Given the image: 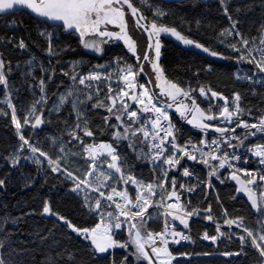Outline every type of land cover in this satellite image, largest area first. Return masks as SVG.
<instances>
[{"label":"trees","instance_id":"1","mask_svg":"<svg viewBox=\"0 0 264 264\" xmlns=\"http://www.w3.org/2000/svg\"><path fill=\"white\" fill-rule=\"evenodd\" d=\"M135 1L139 13L146 17V25L156 22L158 26L174 27L186 38L220 54L212 56L194 45L184 48L171 39L163 38L161 62L168 79L182 89L189 90L197 104L205 110L210 106L207 107L196 96V91L201 87L216 91L229 101L233 100L235 93H239V105L242 109L238 116L240 120L251 124L264 117V86L246 78L244 81L236 79L238 72L246 75L253 65L240 61V53L228 46L235 44L241 48L239 37L234 34L220 35L223 30L231 29V21L223 12L224 5L220 0H182L170 4L145 0L152 8L150 11L141 1ZM227 7L229 15L238 21L236 29L250 42L254 40L248 46L259 44L264 34L261 29V25H264V0H230ZM156 9H160L165 15H154ZM127 20L128 30L136 38L137 52L138 49L141 52L138 54L140 63L144 66V71L136 79L147 83L157 99L164 102L156 94L152 77L145 69L146 61L143 57L149 45L147 34L144 29L137 27L129 12ZM132 26L139 32H134ZM48 34H51L49 38ZM21 41L25 45L23 49L19 47ZM49 46L57 52L56 55L48 54ZM0 60L4 63L3 71L7 81V86L0 84V101L9 97L22 125L25 118L30 119L31 123L24 133L26 139L31 145L46 152L51 159L59 160L62 169L81 178L83 170L88 167L82 152L84 146L69 134L75 132L86 144L112 145L121 157L124 175H131L143 183H159L160 172L150 165L148 147L142 134L129 136V139L115 138V133L124 132V128L116 120V115L122 110L116 105L111 113L107 111V107H94L100 103L110 107L112 101L108 96L95 99L85 87L71 82L73 75L86 74L113 64L119 67L128 64L139 72L140 63L124 45L105 43L100 53H89L75 31H66L61 26H54L48 20L34 18L26 12H16L0 14ZM27 62H30L29 66ZM41 80L44 81L46 101L31 118L29 114L33 105L37 108L36 102L43 95ZM61 95L69 96L68 101L51 113L53 103ZM208 97V103H215L214 98H210V92ZM0 113H5L0 114V180L4 181L0 186V243L3 244L0 257L4 264H148L147 260L136 254L135 246L130 242L132 237L129 231L124 230L116 235L117 246L101 253L95 250L91 241L84 238L83 232H72L57 215L43 213L47 202L51 212L67 218L78 229H93L98 225L97 214L87 209L83 200L72 191L74 184L64 172H53V166L43 156L40 157L39 152L34 155L29 147L21 149V140L12 123V111L5 101L0 103ZM36 116H40L42 120V126L38 129L31 127ZM122 120L124 121L123 116ZM174 121L180 142L200 144L204 140L203 132L188 128L175 119ZM77 124L81 127L77 128ZM124 124L131 123L124 121ZM85 125L93 133L92 136L84 135L82 129ZM234 126L232 124L231 127ZM132 127L139 128L135 124ZM212 137H221V134L208 133L206 141L209 142ZM130 141L135 145L134 148L129 146ZM186 162L205 179L202 164ZM213 165L217 166L216 175L208 174L213 189L196 186L176 176L175 190L180 195L183 206L187 211H194L203 220L220 223L224 211L231 219L243 217L247 228L257 229L262 217L257 219L247 195L237 191L241 185L227 175L225 168H219L217 161ZM210 171L211 169L209 173ZM110 188L112 186L107 191ZM170 188L171 185L168 190ZM189 188L192 191H188ZM131 197L134 198V192H131ZM209 208L210 212L207 211ZM209 215L212 220L206 218ZM151 216L145 217L144 236L147 232L159 233L163 228L162 217L159 215L157 219H151ZM187 221L188 227L185 228L178 219L175 220L179 230L188 232L194 242L193 246L171 245V264H259V255L249 242L244 248L245 254L234 255L241 251L239 239L227 237L223 231H217L201 222ZM205 233L209 237H217L216 241L203 239ZM119 244H126L127 247H119Z\"/></svg>","mask_w":264,"mask_h":264},{"label":"snow or ice","instance_id":"2","mask_svg":"<svg viewBox=\"0 0 264 264\" xmlns=\"http://www.w3.org/2000/svg\"><path fill=\"white\" fill-rule=\"evenodd\" d=\"M221 4L224 5V12L225 15L228 16L229 20L231 21V29L223 30L220 35L221 36H231L235 35L240 38L239 42L244 46L243 48H238L235 44H228L229 47L233 51L241 53L238 59L240 61H245L248 63H255L256 68L259 72L264 73V35H262L260 39V44L257 45L255 48L248 47L250 43H254V40L250 42V40L245 37L239 30L236 29V25L238 21L234 20L231 15L228 13V4L230 0H220ZM124 5H127V8L131 11V14L136 19V25L138 28H143L145 32H148L149 35V49L153 48L152 38L155 36V56L158 61L160 57V41L158 39L161 33H167L171 36H174L177 40L181 41L185 45H194L196 48L202 49L204 52H207L209 55L218 56L219 53L210 50L207 47H203L200 43L194 42L191 39L186 38L181 33H179L174 27H165V26H158L156 22H152L150 29L149 27L141 23L144 21L146 17L139 13V9L134 6L132 0H0V14H8L14 13L16 9H24L30 10L31 13L35 14L37 17L42 19H46L48 21L54 22H62L64 30H75V32L80 34L81 43L85 49H89L95 51L96 53L101 52L100 43L98 41H87L85 40V36L88 35H97L99 37H108L115 40H122L126 45L128 51L132 53L133 56H136L137 62L140 63V57L137 53V44L132 39L128 32V25L125 19L126 13L124 10ZM154 15L163 17L165 13L160 9H157ZM112 25L115 28L119 29V32H113L107 30V28H103L102 26ZM262 32H264V25H261ZM43 35V33H41ZM107 42V41H103ZM223 42V41H222ZM20 48H24L25 45L21 41ZM49 55H56L57 52L49 46L48 48ZM256 53L259 54V59L256 58ZM221 58H224L221 56ZM144 61H148L152 64L153 70L157 74V80H163L164 83L167 85V90L161 89L160 95H167L172 103H167L166 105H159L156 100V95L149 91V88L145 84H138L137 83V76L140 72L144 71V66L140 63L139 72L134 71L131 65L126 64L123 68L118 67V74L119 79L123 81L125 84V88L119 89L116 95H111L113 89L109 87L108 91L110 95L108 99L112 101V106L108 107L103 105L102 103L94 105V107H107L108 112H113L116 103H119L123 107V111L116 115V120L120 122V127L124 128V132L115 133L116 139H129V136L135 137L137 134H142L144 138V142L151 141L149 145V152L151 153V162L155 163V161L163 160V163L168 165L169 168H173L176 165H180L181 159L185 156L189 160H194L197 162L207 164L211 171L209 175H216L217 166L210 163L208 157L211 160H219V168H224L226 164H228L229 153L225 152L223 155H217L220 151L221 143L227 144L229 147L236 148L238 146H242L244 144V140L248 138L250 135H255V133L246 132L243 137L239 136H225V133L228 132H235L236 127H243L245 129H256V132L264 133V117L260 118L259 124L256 123H248L246 121L240 120L238 118L239 114L241 113L242 109L240 108L239 101L241 99L239 93L234 94V98L232 103L235 104V108L231 109L229 104V100L227 97L223 96L222 94L217 93L211 89H205L201 87L199 89L200 95L204 96L206 99H209L208 93H211L210 98H215L218 100H223L224 104L216 105L221 110L218 114H213L211 110V106L208 110H203L198 104L194 97L190 95V92L187 90L182 89L177 83L168 81L163 74V70L160 68L157 62H154L148 52L145 53L143 57ZM4 63L0 60V84L7 86V81L5 78V73L3 72ZM75 70V66L73 71ZM210 70V69H209ZM68 73H65L67 75ZM113 73H109L107 79H111ZM238 79L240 77H237ZM77 79V75L72 76V80L75 82ZM102 77L99 73H90L87 76H80L79 83L84 85L86 81H99ZM41 90L43 91L44 88V81L41 80L40 82ZM90 86V85H88ZM156 87H160V84L157 83ZM140 89V91H137ZM71 93H69L70 95ZM177 96H183L186 99L191 100V106L184 104L182 101H177ZM123 97H127L128 99L133 100L137 106L143 105L140 108L141 112H151L153 113V117L148 118L145 121H140L138 112L135 110H130V106L128 105L127 101L122 99ZM67 97L61 96L60 103L63 104L66 102ZM91 99V96H89ZM4 101H0L3 103ZM8 107L12 109V123L16 126L17 134L21 141H23V145H27L30 151L35 155L39 152L40 156H43L48 163L52 167L53 172H64L70 179L75 182V187L72 188L73 192H81L84 189H91L93 192H98L99 197L103 199H107L115 204L116 209L118 210V215H114L112 212H108V217H113L116 220L115 228H121L122 223H126L129 225V235L130 237H134L131 239V243L135 246L136 254L138 256L143 257L147 260L148 264H171L172 254L168 251L167 247H159L157 245V240L155 237L159 236L161 238L160 242L163 245L168 244V240L165 238L167 235V227L165 232L162 233H152L147 232V235H143L144 224L145 220V213L147 212L148 207L155 205L156 207H165L166 209H175L176 212H166V215L172 216L173 220H179L181 224L184 225L185 228L188 227V221L182 216H192L195 215L194 211H185L184 206L180 204V195L175 190L176 189V178L173 176L171 178V187L172 191L168 192L165 189V183L168 180V170H163V179L159 181V183L150 182L148 184H144L142 181L136 180L133 176L129 175L125 177L122 173V165L119 163L121 157L116 153V149L110 144H101L99 148L106 149L108 155L111 157V162L108 163V167L114 169L115 172L121 173V179L125 184L131 182L133 185L137 187L138 195L135 197V200H132L129 197L128 191H117V189L112 188V193H115L116 196L121 197L125 203L121 204L116 202L113 198V195L106 194L105 192L99 191L101 187H106L107 185L104 181H100L99 184H94L93 181L90 179L92 177V172H88L83 179L74 175L71 171H66L60 167L59 160L51 159L48 154L37 147L31 145L29 140L24 137V135L20 132L22 127L20 121L16 116V110L13 104L8 101ZM36 103H39L37 101ZM173 103H176L178 106L176 111L180 112L182 117L185 116V111L193 112L192 119L188 120L189 124H193L194 127H198L201 130H207L212 128L215 132L220 133V139H213L209 143L206 140H201L200 144L203 145L205 148H208L209 151L205 152L202 148L197 147L195 144H191L190 147L192 151H187L186 149L189 145L181 146L176 141V136L173 132V125L170 122L169 116L167 112L164 110L165 107L172 108ZM73 107L75 108L76 105L73 103ZM183 109V110H182ZM119 111V110H117ZM36 112L35 105H33L32 110L30 112V116L34 115ZM5 114V113H0ZM79 115V113H78ZM127 115V117L131 120V124L125 125L124 121L122 120V116ZM236 117L237 119L234 121L233 118ZM223 118V122L226 125L235 124V127H219L215 125H210L208 123H204L203 121H211L214 119ZM107 119V118H106ZM162 121H169L167 125H165ZM137 122L140 123L139 128H134L132 125L136 124ZM24 124L31 123L29 118H25L23 121ZM42 123L41 117H35V123H32L31 126L36 128ZM148 124L151 125V128L148 127ZM77 128H80L81 125L77 124ZM83 132L85 136H92L93 133L89 131L86 125L83 127ZM163 133V135H161ZM72 136L73 140H77L84 146V151L87 153V159L92 161L90 167H92L93 172L95 171V165L99 156L97 152V146L86 144L79 135L75 132L69 133ZM232 139H236L239 141V145H233L231 143ZM158 141V142H157ZM171 145V148L167 146ZM130 147H135V145L130 141ZM175 151H172V150ZM155 150V151H153ZM169 153L165 155V153ZM199 152V157L195 153ZM255 156L259 157V163L264 165V147H259L253 153ZM238 158V157H234ZM15 159L13 163H15ZM106 161H101V163H105ZM39 163V161H37ZM231 167V165H228ZM158 167V165H157ZM105 180L112 179L111 174L101 173ZM184 176H189L191 173L188 171L187 168L183 171ZM245 175L249 177L247 180H241L237 175L233 174L232 179L236 180L238 184L241 185L238 192H244L248 200L251 202V207L256 211L257 219L259 220L260 217H264V196H257V191L259 189V185L257 184V180L264 182V173L256 175L253 172L245 171ZM4 184V181L0 180V186ZM81 185L84 187L81 188ZM248 185H255L256 187H248ZM183 187V185H181ZM161 189L160 197L158 201L153 200L152 198L157 195L156 189ZM188 191H192L191 188L187 189ZM145 193H147L145 195ZM97 198L95 200L96 208L100 209L101 206V199ZM175 198L176 203H166V200H171ZM90 198L88 197L87 192H85V200L86 206L87 201ZM141 201L143 203H141ZM135 209V211H133ZM207 211H211V208L207 209ZM44 214H51L57 215V218L61 220L63 223L67 224V227L71 229L72 232L76 233H87L84 238L91 239L92 245L95 247L97 252H106L108 248L117 246L116 242L111 239V236L108 234L110 231V227L108 224H104L103 231L99 232L101 229V225H97L96 228L91 230L89 229H78L75 225H73L67 218L59 216L56 213L51 212L49 204L45 202L43 207ZM151 215V214H149ZM226 215V213H225ZM120 216L124 217V221H120ZM139 217V221L137 220ZM209 220H212V216L206 217ZM103 219V215H102ZM244 218L240 217L238 219H228L226 220V224L231 227L235 225L237 228H240L243 232L247 233V237H252L251 244L259 253V257L264 258V224H260L261 232L257 235L252 229L247 228V226L243 223ZM217 231H219V225L217 226ZM99 232V234H98ZM173 237L179 236L181 239L187 241L189 240V236L184 235L180 232H177L175 228L172 229L171 232ZM240 244H241V251L239 253H234V255H243L244 248L248 244V240L246 236L240 235L239 237ZM205 240H212L213 242L216 241L217 237L212 236L209 237L207 233L203 236ZM258 240L260 243H258ZM174 242L179 243V240H175ZM146 245L151 248V255L148 251H146ZM119 247L126 248V244H119ZM3 247V244L0 243V248ZM57 255H60L59 253ZM152 256L156 257V260L153 261ZM125 259H127L125 257ZM0 264H4L2 257H0ZM54 264V262H53ZM259 264H264V260H260Z\"/></svg>","mask_w":264,"mask_h":264},{"label":"built area","instance_id":"3","mask_svg":"<svg viewBox=\"0 0 264 264\" xmlns=\"http://www.w3.org/2000/svg\"><path fill=\"white\" fill-rule=\"evenodd\" d=\"M259 44H260V42H259ZM259 44H257V45H259ZM256 46H248V47L255 48ZM243 47L244 46L241 44V48H243ZM255 55H256L257 59L260 58L258 53H256ZM252 65H253L252 70L247 72V74L245 75V78L250 82H256L257 84L264 86V73L259 72V70L255 66V63H252ZM118 67L119 66L117 64H113V65H110L107 67L99 68L97 70L88 72L86 74L78 75L76 81L74 82L73 80H71V82L72 83H78L79 85L85 87L95 99H102L105 96H109L110 95V93L108 91L109 87H111L113 89V92L111 93V95H116L118 93L119 89L125 88V84L123 83L122 80L119 79ZM119 68H123V67H119ZM90 73H99L101 75L102 79L99 81H86V83L84 85L80 84L79 83V77L80 76H87ZM109 73H113L111 79L105 78L108 76ZM137 83L138 84H145L149 88V91L153 93L152 88L147 83H144V82H141L138 80H137ZM88 85H90V86H88ZM137 91H140V89H137ZM122 99L127 101L128 105L130 106V110H135L138 112V116H139L140 121H145L148 118L153 117V113H151V112L145 113V112L140 111V108H142L143 105L137 106V104L133 100L128 99L127 97H123ZM156 100H157L159 105H166V103L158 100L157 97H156ZM232 101H229V104L231 106V109H234L235 104H233ZM116 107L123 111V107L119 103V101L116 103ZM164 110L167 112L169 119H170V122L173 125V132L176 136V141L179 145H181V146L189 145V147L186 149L187 151H192V149L190 147L191 144H195L197 147L202 148L205 152L209 151L208 148H205L201 144L180 142L177 138L178 130H177V127H176V124L174 121V116H173L172 110H171V108H167V107H165ZM123 117H124V121L131 123V120L127 117V115H123ZM259 121L256 124H259ZM162 122L165 125H167L169 123V121H162ZM135 125L140 127L139 122H137ZM148 127L151 128V125L148 124ZM246 132L255 133V135L248 136V138L244 140V144L242 146H238L236 148H232V147H229L225 143H221L220 151L218 153H216L217 155H223V153H225V152L229 153L228 164H226L224 167L227 170V175L232 176L233 174H235L241 180L249 179V177L245 175V171L253 172L256 175L264 173V165H261L259 163L260 158L253 154L254 151H256L259 147H264V133L256 132V129H243V130L235 129L234 133L228 132L225 136L243 137ZM161 135H163V133H161ZM213 139H220V137H212L209 140V143ZM145 143L148 147L150 165L152 167L156 168L157 170H159L161 179L164 178L163 177V170H168V180L165 183V189H167L168 186L171 185V178L173 176L175 178H176V176H178L179 178L183 179V181L188 182V183H192L196 186H207V187H210L211 189H213L211 178L208 175L210 167L207 164L197 162L194 160H189V159H187L186 156L183 159H181L180 165H176L173 168H169L168 165L164 164L162 159L159 161H155V163H153V162H151V159H150L151 153L149 152V145H150L151 141H148ZM231 143L233 145H239V141L236 139H232ZM167 147L171 148V145H168ZM153 151H155V150H153ZM172 151H175V150L173 149ZM168 154L169 153H167V152L165 153V155H168ZM195 154L197 155V157H199V155H200L199 152H197ZM234 157H238V158H234ZM208 159H209L211 164H213L214 161H217L218 165H219V160H211L210 157H208ZM186 161H194V162L202 164L204 166V169H205V174H206L205 179H202L200 177L199 173L196 170H194ZM229 164L231 165V167L228 166ZM157 165H158V167H157ZM185 168L188 169V171L191 173V175H189V176L183 175V171ZM257 184L259 186H264V182L259 181V180H257ZM248 186L249 187H256L255 185H248ZM102 192H104V191H102ZM160 192H161V189L157 193V195L155 197H153L152 199L155 201H158L159 197H160ZM105 193L113 195V198L116 202H119L121 204L125 203V201L121 197L116 196L115 193H112L111 190L107 191ZM96 195L98 196V198H100L98 192L96 193ZM100 199H101V202L105 206H107L114 215H118V210L116 209L114 203H112L111 201H108L107 199H103V198H100ZM132 200H135V199H132ZM141 203H143V202L141 201ZM166 203H176L175 198L171 199V200H166ZM180 204L183 205L181 201H180ZM184 209H185V211H187L185 207H184ZM133 211H135V209H133ZM166 212L175 213L176 210L175 209H166L165 207H156L155 205H153L151 207H148L147 212L145 213V217L149 216V214H151V215L159 214L162 217L163 228L159 233L165 232L166 227L168 230L167 235L165 237L168 240V244L163 245L160 242L161 238L159 236H157V237H155L157 240V245H155V246L167 247L169 252H170V246L171 245L193 246L194 242H193L192 238L190 237V235L188 234V232L185 230H179L177 228L175 220H173L172 216L166 215L165 214ZM182 218H184L186 220H193V221L201 222L203 224H206L210 227H214L216 229H217V226L219 225V230L223 231L225 233V236L230 237V238L235 239V240L239 239L238 237L240 235H244V236H246V238L248 240H252V237H247V233L243 232L240 228H237L235 225L229 227L226 224V220L231 219V218H229L227 215H225L224 211L222 212L223 220L220 223H213V222H210L207 220H203L202 218H200L197 215H192L190 217L182 216ZM137 219H140V218L137 217ZM120 221H124L123 216H120ZM173 228H175V230L177 232H180L184 235L189 236V240L185 241V240L181 239L179 236L173 237L171 234ZM175 240H179V243L174 242ZM146 251H148L149 254L151 253V248L148 247L147 245H146Z\"/></svg>","mask_w":264,"mask_h":264},{"label":"rangeland","instance_id":"4","mask_svg":"<svg viewBox=\"0 0 264 264\" xmlns=\"http://www.w3.org/2000/svg\"><path fill=\"white\" fill-rule=\"evenodd\" d=\"M139 1H141L142 2V4H145V7H147V9H148V11H150V10H152V8L151 7H149V5H148V3H146V1L145 0H139ZM157 10V9H156ZM155 10V11H156ZM155 11H154V13H155ZM126 13V12H125ZM125 19H126V21H127V25H128V20H127V14H126V16H125ZM141 23H144L145 24V21H141ZM129 26V25H128ZM130 26H131V24H130ZM148 27H149V29H150V26H151V24H149V25H147ZM107 28V30H109V31H113V32H119V29L118 28H115V27H113L112 25H107V26H102V29L103 28ZM132 30L134 31V32H136L137 33V31H138V29L137 28H135L134 26H132ZM128 32H129V30H128ZM139 32V31H138ZM44 33V32H43ZM77 33V32H76ZM129 34H130V36L132 37V39L136 42V38L132 35V33H130L129 32ZM44 35V34H43ZM77 35L79 36V38H80V34L79 33H77ZM51 36V34H48V38ZM163 38H166V39H171L173 42H175V43H177V44H179V45H181L182 47H184V48H191L192 47V45H185V44H183L181 41H179V40H177L174 36H171L170 34H167V33H161L160 35H159V37H158V39H159V41H160V45H161V47H160V57H159V59H158V61H157V59H156V56H155V42H156V37L155 36H153V38H152V40H153V48L151 49V51H150V57L152 58V60L154 61V62H157L158 64H159V66H160V68L163 70V67H162V57H163V54H162V51H163V43H162V39ZM85 40H87V41H98V42H101L100 43V47H102L105 43H113V44H115V43H119V44H122V45H124V47L127 49V47H126V45L124 44V42L122 41V40H115V39H111V38H108V37H99V36H97V35H88V36H85V38H84ZM80 40H81V38H80ZM103 41H107V42H103ZM85 49V48H84ZM87 52H89V53H96L95 51H92V50H89V49H85ZM140 49H138V54H140L141 52L139 51ZM127 51H128V49H127ZM129 52V51H128ZM130 53V52H129ZM49 54V53H48ZM130 54H132V53H130ZM136 57V56H135ZM27 64V66H29L30 65V62H27L26 63ZM145 69H146V71L150 74V76L152 77V83H153V87H154V90H155V92H156V94L159 96V98L160 99H162L166 104L167 103H172V101L169 99V97L167 96V95H160V93H161V89H165V90H167V85L164 83V81L163 80H157V74H156V72L153 70V68H152V64L151 63H149L148 61H146V65H145ZM4 72V71H3ZM163 74H164V72H163ZM241 74H244V73H240V72H238L237 74H236V79L237 80H242V81H244V78H245V75H241ZM164 77L168 80V81H170V82H173V81H171L170 79H168L167 77H166V75L164 74ZM237 77H240L239 79L237 78ZM157 83H159L160 84V87H156L155 85L157 84ZM187 91H189V90H187ZM190 92V91H189ZM61 96H64V95H61ZM60 96V97H61ZM196 96H197V98H199L200 100H202L204 103H206V105H207V107H209V106H211V110H212V112L214 113V114H218L219 112H220V108L219 107H216V105H223L224 104V101L223 100H218V99H215L214 98V101H215V103H213V102H210L209 101V103H208V99H206L204 96H201L200 95V92H199V89L196 91ZM60 97L53 103V107L51 108V110H50V112L52 113V112H54L55 110H57L60 106H62V105H65L66 104V102L68 101V98H69V96H65V97H67V99H66V102L65 103H63V104H61L60 103ZM177 101H182L184 104H187V105H189V107L191 106V100H189V99H186V98H184L183 96H177ZM5 103L7 104V106H8V101H10V99H9V97L7 96V97H5ZM39 101V103H38V107L36 108V112H35V114L34 115H29V117H34L36 114H37V112L39 111V107L41 106V105H43V103H45V101H46V96H45V93H44V91H43V95H41V97H40V99L38 100ZM11 102V101H10ZM208 103V104H207ZM177 104L176 103H173V107L171 108V110H172V113H173V116H174V119L176 120V121H178V122H182V123H185V125L188 127V128H191V129H195V130H199V131H203L204 133V140H206L207 138H206V136H207V134L208 133H216V134H220V133H217V132H215L212 128H209V129H207V130H201L200 128H198V127H194L193 126V124H189L187 121L188 120H190V119H192V117H193V112H191V111H185V116L184 117H182L181 115H180V112H178V111H176V108H177ZM200 106V105H199ZM201 107V106H200ZM9 108V107H8ZM202 108V107H201ZM203 110H205L204 108H202ZM209 109V108H208ZM207 109V110H208ZM9 110L10 111H12V109L11 108H9ZM183 110V109H182ZM233 120L235 121L236 120V118L234 117L233 118ZM204 123H208V124H210V125H215V126H219V127H225V126H227V127H231L232 125H226L224 122H223V118H220V119H214V120H211V121H203ZM33 123H35V120H34V122ZM22 125V124H21ZM27 125L28 124H24V125H22V127H21V129H20V132L24 135V137L26 138V136H25V131H26V128H27ZM15 126V125H14ZM42 126V123L39 125V126H37L36 128H34V129H38V128H40ZM32 127V126H31ZM33 128V127H32ZM15 130H16V132H17V129H16V126H15ZM19 136V135H18ZM21 143H22V146H21V149L22 150H24L25 148H28V146L27 145H23V141H21ZM101 144H108V143H99V144H91V145H95V146H97V152L99 153V156H98V159H97V162H96V165H95V171L93 172V169H92V167H90V165L92 164V161L90 160V159H87L86 157H87V153H85V151H84V149H83V154H84V158L86 159V161H87V163H88V167H86V169L85 170H83L84 171V173L81 175V178L83 179V177L88 173V172H92L93 174H92V177H90V179L93 181V183L94 184H99V182L100 181H104V183L107 185L106 187H101L100 189H99V191H107V188L108 187H110V186H112V188H115V189H117V191H125V190H127L128 191V194H129V197L131 198V199H135V197L138 195V192H137V187L135 186V185H133L131 182H129L128 184H125L124 182H123V180L121 179V173H117V172H115V170L114 169H111V168H109L108 167V163H110L111 162V157L108 155V153H107V150L106 149H101V148H99V145H101ZM116 153H117V151H116ZM38 154V153H37ZM40 156V155H39ZM41 157V156H40ZM101 161H106L105 163H101ZM121 161V160H120ZM120 161H119V163H120ZM101 173H106V174H111V177H112V179H107V180H105V178H104V176L101 174ZM124 175V174H123ZM125 177H127L128 175H124ZM72 180V179H71ZM72 182H73V184H74V187H75V182L72 180ZM145 185L146 184H148V183H144ZM84 186L83 185H81V188H83ZM112 188H110L111 190H112ZM253 188H255V187H253ZM168 192H171L173 189H172V187L170 188V190H168V188L166 189ZM160 191V189L159 188H157L156 189V192L158 193ZM85 192H87V194H88V197L90 198L88 201H87V204L88 205H90V207L89 206H86V200H85ZM131 192H134V198H132L131 197ZM78 197H80L82 200H83V202H84V204H85V206L87 207V209H90V210H92L94 213H96L97 214V217H98V224L99 225H101V229L99 230V232H102L103 231V227H104V224H108L109 225V227H110V231H109V235L111 236V239L113 240V241H115V237H116V235H118V234H120L122 231H129V225L128 224H126V223H122V225H121V228H119V229H117V228H115V223H116V220L113 218V217H108L107 216V213L108 212H111V210L107 207V206H105L102 202H101V206H100V209H97L96 208V204H95V200L98 198L97 197V195H96V193L97 192H93V191H91V189H84V191H81V192H79V193H77V192H74ZM147 193H145V195H146ZM257 196L259 197V196H264V186H260L259 187V189H258V191H257ZM174 199V198H173ZM102 215H103V219H102ZM158 214H154V215H152L151 216V219H157L158 218ZM261 224H264V217H262L261 218V222H260ZM94 228H96V227H94ZM251 229V228H250ZM89 230H91V229H89ZM257 235H259L260 234V232H261V229H260V226L257 228V229H252ZM99 232H98V234H99ZM83 235H84V237L86 236V235H88L87 233H83ZM133 237H134V232H133ZM132 237V238H133ZM87 240H89V241H91V239L89 238V239H87ZM250 244H251V240H249L248 241ZM258 243H260V241L258 240ZM252 245V244H251ZM116 246H113V247H110L109 249H114ZM255 250H256V248L255 247H253ZM257 251V250H256ZM257 253H258V251H257ZM150 255H151V253H150ZM258 255H259V253H258ZM154 258H155V260H156V257L155 256H153ZM259 259L260 260H264V258H261V257H259ZM171 261H172V259H171Z\"/></svg>","mask_w":264,"mask_h":264},{"label":"water","instance_id":"5","mask_svg":"<svg viewBox=\"0 0 264 264\" xmlns=\"http://www.w3.org/2000/svg\"><path fill=\"white\" fill-rule=\"evenodd\" d=\"M155 1H161V2H163V3H165V4H170V3H174V2H179V1H182V0H155ZM126 6V8H127V5H125ZM128 9V8H127ZM20 10H24V9H16L15 10V12H17V11H20ZM25 11H28L29 13H31L30 12V10H25ZM128 11H129V13L131 14V11L128 9ZM8 14H12V13H8ZM32 15H34V16H36L35 14H33V13H31ZM1 15H7V14H1ZM132 15V14H131ZM132 17H133V15H132ZM134 18V17H133ZM135 19V18H134ZM52 25H54V26H61V27H63V25H62V22H54V21H49ZM71 31H75V30H71ZM146 34H147V37H148V40H149V35H148V32H146ZM152 42V44H153V40L151 41ZM149 51H150V49H149V47L147 48V50H146V52H148L149 53ZM183 125L184 126H186L185 125V123H183ZM187 127V126H186ZM199 131V130H198ZM201 132H203V131H201ZM204 133V132H203ZM152 259H153V261H155V258L152 256Z\"/></svg>","mask_w":264,"mask_h":264},{"label":"flooded vegetation","instance_id":"6","mask_svg":"<svg viewBox=\"0 0 264 264\" xmlns=\"http://www.w3.org/2000/svg\"><path fill=\"white\" fill-rule=\"evenodd\" d=\"M132 2H133V4H134V6H136V1L135 0H132ZM124 10H125V12H126V14H127V12H129L128 11V9L126 8V6L124 5ZM17 12H26V13H28L29 15H31L32 17H37V16H34V15H32L31 13H29L28 11H25V10H20V11H17ZM14 13H16V12H14ZM13 14V13H12ZM134 19V18H133ZM135 20V22H136V19H134ZM143 29V28H142ZM151 51V50H150ZM149 51V52H150Z\"/></svg>","mask_w":264,"mask_h":264},{"label":"bare ground","instance_id":"7","mask_svg":"<svg viewBox=\"0 0 264 264\" xmlns=\"http://www.w3.org/2000/svg\"><path fill=\"white\" fill-rule=\"evenodd\" d=\"M218 1V0H217ZM222 7V6H221ZM224 12V11H223ZM227 18V17H226ZM228 25V24H227ZM230 28V27H229ZM231 38V37H230ZM227 40V39H226ZM229 40V39H228ZM226 43V42H225ZM227 45V44H226ZM223 46V45H222ZM225 46V45H224ZM232 53V52H231ZM241 54V53H240ZM246 69V68H245ZM241 71V70H240ZM244 71V70H243ZM241 73V72H240ZM236 74V72H235ZM246 74V73H245ZM241 75H244V74H241ZM255 85V84H254ZM244 114V113H243ZM243 116V115H242ZM185 185V184H184ZM185 187V186H184ZM215 195V194H214Z\"/></svg>","mask_w":264,"mask_h":264}]
</instances>
